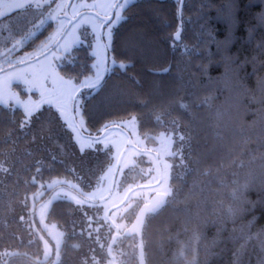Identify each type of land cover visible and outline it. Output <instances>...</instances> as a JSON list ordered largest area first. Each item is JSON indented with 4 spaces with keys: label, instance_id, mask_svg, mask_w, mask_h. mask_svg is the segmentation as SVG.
Masks as SVG:
<instances>
[{
    "label": "trees",
    "instance_id": "1",
    "mask_svg": "<svg viewBox=\"0 0 264 264\" xmlns=\"http://www.w3.org/2000/svg\"><path fill=\"white\" fill-rule=\"evenodd\" d=\"M180 1L136 0L124 10L111 56L126 66L82 101L95 132L134 116L147 139L170 129L182 138L166 203L138 239L124 231L139 205L116 232L94 206L58 199L48 211L64 234L57 264H137L139 246L144 264H264V0H183L179 12ZM93 61L79 46L59 72L80 78ZM0 160L9 167L0 169V264H48L33 212L42 198L30 196L57 177L92 189L110 152L78 150L49 106L25 121L22 109L0 105Z\"/></svg>",
    "mask_w": 264,
    "mask_h": 264
},
{
    "label": "rangeland",
    "instance_id": "2",
    "mask_svg": "<svg viewBox=\"0 0 264 264\" xmlns=\"http://www.w3.org/2000/svg\"><path fill=\"white\" fill-rule=\"evenodd\" d=\"M9 1L0 0V9ZM135 1L36 0L31 10L0 19V105L22 109L25 121L49 106L72 133L78 150H108L111 155L110 164L92 189L57 177L40 183L30 196L33 203L42 198L33 212L43 232L40 260L48 264L59 262L64 238L62 230L48 219L55 201L68 200L84 209L94 206L98 217L110 218L123 230L127 226L123 216L128 214H121L126 204L133 209L153 192L169 194L172 157L179 160L183 154L182 138L174 137L172 129L147 139L139 133L136 117L129 116L106 122L95 132L88 129L82 115L83 97L114 67L122 71L126 66L112 58L111 44L124 10ZM27 11L31 13L24 15ZM79 46L90 49L94 60L91 73L80 78L62 75L59 67ZM0 169L4 176L8 162L0 160ZM130 171L135 177L128 176ZM119 215L123 219L118 220Z\"/></svg>",
    "mask_w": 264,
    "mask_h": 264
},
{
    "label": "water",
    "instance_id": "3",
    "mask_svg": "<svg viewBox=\"0 0 264 264\" xmlns=\"http://www.w3.org/2000/svg\"><path fill=\"white\" fill-rule=\"evenodd\" d=\"M33 0H12L10 3H8L4 9L0 11V19H4L5 16H8L15 11L24 8L27 6V4L31 3ZM183 4V0L179 3V12H181V7ZM79 16L73 18L69 21L70 25L73 23L75 19H77ZM108 21V20H107ZM57 45V43L55 44ZM103 79V78H102ZM101 79V80H102ZM100 82V81H99ZM167 195L164 193H154L151 195L150 199L142 204L139 207V210L134 217L133 221L128 225L127 229L124 231L127 235H135L136 238L140 239L143 225L146 221V217L148 215H151V213H155L158 210L162 209V206L166 203ZM118 228L116 229L117 232ZM137 264H144V254L142 252V246H139L137 249Z\"/></svg>",
    "mask_w": 264,
    "mask_h": 264
},
{
    "label": "flooded vegetation",
    "instance_id": "4",
    "mask_svg": "<svg viewBox=\"0 0 264 264\" xmlns=\"http://www.w3.org/2000/svg\"><path fill=\"white\" fill-rule=\"evenodd\" d=\"M11 1H12V0H11ZM11 1H9L8 3H10ZM35 1H36V0H33L31 3L27 4L26 7L21 8V9L15 11V12H19V11L27 10V9L31 6V4L34 3ZM8 3H7V4H8ZM7 4H5L4 7H5ZM2 9H4V8H2ZM2 9H0V11H1ZM29 9H30V8H29ZM30 10H31V9H30ZM15 12L12 13V14H10V15L15 14ZM28 13H31V12H28V11H27V13H24V15H27ZM10 15H8V16H10ZM5 17H6V16H5ZM154 193H158V192H153V193H151V194L149 195L147 201L150 199L151 195L154 194ZM147 201H146V202H147ZM146 202L141 203V204L139 205V207H140L142 204L146 203ZM130 207H131V204H129L128 206H127V204H126V208H124L122 215H125L126 213H129V211L132 209V208H130ZM139 207H138V209L134 212V214H133V216H132V219H131L132 221H133L134 217L136 216V214H137V212H138V210H139ZM129 215H130V213H129Z\"/></svg>",
    "mask_w": 264,
    "mask_h": 264
}]
</instances>
